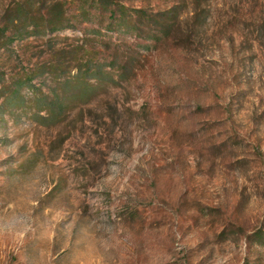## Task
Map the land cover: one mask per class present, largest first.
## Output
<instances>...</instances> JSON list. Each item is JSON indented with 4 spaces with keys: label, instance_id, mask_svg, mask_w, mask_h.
Listing matches in <instances>:
<instances>
[{
    "label": "rangeland",
    "instance_id": "374dc122",
    "mask_svg": "<svg viewBox=\"0 0 264 264\" xmlns=\"http://www.w3.org/2000/svg\"><path fill=\"white\" fill-rule=\"evenodd\" d=\"M115 1L0 0V264H264V0Z\"/></svg>",
    "mask_w": 264,
    "mask_h": 264
},
{
    "label": "trees",
    "instance_id": "16d2710c",
    "mask_svg": "<svg viewBox=\"0 0 264 264\" xmlns=\"http://www.w3.org/2000/svg\"><path fill=\"white\" fill-rule=\"evenodd\" d=\"M89 1H90L89 8H94L99 16H101L104 13H108L109 18L117 22L115 27H117L118 29L124 28L126 29V32L128 33L132 31L131 27L133 26L131 25H133L134 23V22L132 23L133 18L137 19V21L142 20V19L147 20V23L152 24V20L148 19L149 17L146 16V13L144 10L128 9L124 5H120L115 0H89ZM65 3H61L60 6L63 7ZM78 10L85 13L84 7L79 6ZM113 27H114L113 24H111V26L107 27L106 29L108 31H111V30L113 31L114 30ZM72 28L73 26L68 22L67 25H64L61 27H54V28H51L49 31L50 33H54L62 29H72ZM151 28H152V25H151ZM161 29L163 31L165 28L161 27ZM148 33H150L151 36H144V39H147L148 37L155 38V32L149 31ZM40 76H42V73H39L36 76H32L28 79H25V83L30 84L34 78L40 77ZM89 79H94L97 81V83H111L113 81L108 73H104L101 71L99 66H94V67L88 66L84 69V71L79 70L78 75H77V81L75 82V83H80L82 88L72 87L71 82L65 81L64 82L65 89L67 92L71 93V95H73L74 98L79 97L81 100H84L86 102L91 99V95L93 94V90L85 86L86 81ZM46 100H42L41 104L49 105V103L46 102ZM55 105H56L55 106L56 108L53 110L49 109V111L47 112V116L45 117L41 116L40 113L34 114L32 116L33 121L42 127H51V126L58 124L60 122V115L62 113V104H60V102H56Z\"/></svg>",
    "mask_w": 264,
    "mask_h": 264
}]
</instances>
